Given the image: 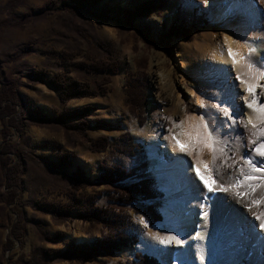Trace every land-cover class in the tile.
I'll return each instance as SVG.
<instances>
[{
  "label": "rangeland",
  "instance_id": "1",
  "mask_svg": "<svg viewBox=\"0 0 264 264\" xmlns=\"http://www.w3.org/2000/svg\"><path fill=\"white\" fill-rule=\"evenodd\" d=\"M144 1L103 0L97 8L131 10ZM214 1L209 4L208 0H164L161 9L137 19L132 27H116L112 21L102 22L88 13L67 9V0H0V81L11 83L13 100L17 104L7 106L0 103V116H3L0 120V153L5 151L0 156V162L5 163L10 184L9 188L2 185L3 175L0 180V264H127L133 261L136 254L153 257L161 264L159 260L164 254V245L153 241L149 234L164 235L174 226L162 219L160 207L163 195L149 172L144 141L133 135L128 124L133 122L136 131L142 132L151 102L157 100L160 107L171 106L177 95L184 99L186 113H190L192 105L185 101V90L193 91L199 100L215 102L206 100L211 95L207 87L212 85L201 73L203 61L209 58L211 45L218 42L216 46H220L223 30L239 35L244 22L248 24L251 19L240 16L239 22L233 23L231 13L226 20H212L207 16L210 13L199 12L197 6L204 3L209 5L211 12ZM228 2L223 0V6L218 9L222 11ZM261 8H264V2ZM165 12L167 15L162 17ZM90 13L93 14L92 11ZM153 18L161 19L159 25L152 22ZM175 21L189 32L188 39L165 36ZM261 39L264 41V35ZM99 44L105 52L98 47ZM199 44L205 46V50L198 48ZM219 48L224 49L223 46ZM152 58L162 62L165 73L170 75L174 92L171 100L150 71ZM104 61L115 65V74L91 70L93 62ZM58 77L77 80L83 87L107 78L109 82L101 85L104 91L101 95L70 99L61 105L59 93L51 86V81ZM134 81L143 84L144 94L140 103L138 98L136 101L137 107L141 105V111L135 108V113H132L127 83ZM153 92L158 94H151ZM261 100L264 101L263 98ZM86 107L91 110L84 120L87 123L85 136L92 141L106 139L109 147L102 153L91 152L90 144L77 133L29 123L30 112L35 109L49 117L61 109L71 112ZM202 112V109H196L198 117ZM7 113L10 115L5 116ZM78 119H70L66 123L75 124ZM97 122L102 125L96 127ZM3 135H6L4 143H9V146H3ZM122 136H127L137 147L134 157L120 158L115 152L114 145ZM62 152L74 156L71 162L73 169H80L88 179L85 191L81 192L84 196L101 192L96 202L98 206L111 205L128 215L137 238L136 244L90 261H80L63 254L64 244L87 243L92 238H98L104 230L100 225L91 226L78 219L74 212L56 220L51 217L53 213L48 212L68 202L72 184L67 177L72 169L64 176L47 168L40 158L54 161ZM143 162L148 167L147 174L159 198L152 202L138 201L125 207L108 202V197L102 192L113 187L95 182L99 173L98 164L117 163L129 170ZM129 184L132 182L125 186ZM232 193L227 192L231 201L235 199ZM219 194L220 190L214 193L215 201ZM11 196L13 204H9ZM147 205L153 206L161 218L151 227L140 224L143 217L140 208ZM59 234L62 236L59 241L52 243L50 240H55L54 236ZM9 247L12 249L9 250ZM218 250L219 245L203 264H220Z\"/></svg>",
  "mask_w": 264,
  "mask_h": 264
},
{
  "label": "bare ground",
  "instance_id": "2",
  "mask_svg": "<svg viewBox=\"0 0 264 264\" xmlns=\"http://www.w3.org/2000/svg\"><path fill=\"white\" fill-rule=\"evenodd\" d=\"M229 2L228 5L224 6L222 11L218 8L226 3H223V0H215L213 2L214 9L211 12L207 3L199 4L197 7L201 13H210V15L207 16L212 20H226L229 9L232 5L241 2V0H229ZM242 2L245 5V11L241 16H244L245 19L250 18L251 21H249L248 24L244 22L243 31L239 35H244L246 38L250 39L252 41L251 46L258 50L254 55H259V52L264 50V41L261 39L264 35V21L259 19L260 16H264V8L260 10V6L263 2L262 0H255V3H253V0H242ZM224 10L225 13H223ZM166 15L165 12L162 17ZM160 21V18L152 19V22L156 25H159ZM225 34H231V32H226L225 30L221 32L219 40L220 46H216L218 42L211 45V54L209 58L203 61L201 73L203 77L206 78V81L210 82L212 85V87H207L210 94L215 93L219 95L218 77L220 69L212 67L214 63L219 64L223 62L224 68H227L228 71L231 72L233 80H235L237 72L242 74L247 72L246 67L240 64L233 68L228 62L227 54L223 50H220L219 47H224L223 36ZM232 39H235V37L232 36ZM231 46L234 49L239 48L241 53L247 55V45L232 44ZM197 47L205 50V46L201 44ZM185 50L186 49H183V51ZM150 71L155 79L159 81L165 94L171 100L172 97H174V92L171 87L170 75L165 73L163 63L153 58L150 59ZM260 84L264 85V80L260 81ZM242 88L243 86L240 85L239 82H236L235 92L239 93L235 98V105L238 106L236 109L237 124L234 126L235 131L229 134L231 139L228 140V152L234 159L243 156L249 151L247 141L249 135L254 130L247 126L248 119H253L258 127H264V125H259L258 121L255 120V114L244 107V101L240 98L244 96ZM184 93L186 96L185 101L192 105L190 113H186L184 99L182 100L177 95V98L171 106L160 107L156 103L157 100L151 102L147 108V120L142 132L138 133L136 131L133 122L129 121L128 124V128L133 135L138 140L144 141L149 159V172L158 190L163 195L160 207L162 219L165 223H170L174 226V229L165 232L164 235L169 232L173 235L178 233L179 236L186 241L182 248H177L174 245H164V254L161 255L159 262L161 264L201 262L200 258L203 257L204 263L207 257L213 253L215 247L219 245L217 257L220 264H264V232H261L258 227L255 230L251 228L252 224H258L252 214L264 212V204L245 209L243 207L245 201L240 200L236 202L234 199L232 201V208L235 211L230 217H225L219 209L221 203L220 198L228 197L230 199L231 196L220 191L216 201L214 200V193L207 194L212 198L207 200L204 207V211L209 213L206 219H202L198 207L189 208L186 206L191 203V195L186 191L184 185V162L188 164L192 163L196 158L195 153H193V156L189 157L185 154L174 152L169 145V141L165 140V136L168 135V129L171 128L169 120L166 119L167 117H171L176 122H179L186 116L189 117L190 121H196L198 119L196 109L199 108L197 102L199 98L191 90H185ZM151 94L157 95L158 92H153ZM257 94L260 102H264L261 100V98L264 99V88H258ZM248 99H250V97H248ZM206 103L211 107L215 102L207 101ZM173 131L177 130L173 129ZM173 157H182L183 159L176 160L172 159ZM203 159L208 160V155L205 154ZM254 160L257 166H259L261 158L254 157ZM237 164L243 167L245 172L248 171L242 159H238ZM214 167L217 169V179L225 186L231 183L237 175L235 171H232L231 176L222 175V173L232 168L231 161H229L227 169L220 165L219 160H217ZM161 177L163 178V183H161ZM196 183L198 184L199 181H196ZM162 188H167L168 192L165 193L162 191ZM198 198L204 199L203 196H199ZM241 226H243L242 232ZM152 234L153 233L149 234L150 238ZM158 235H160V233ZM241 243H243V247H241Z\"/></svg>",
  "mask_w": 264,
  "mask_h": 264
},
{
  "label": "trees",
  "instance_id": "3",
  "mask_svg": "<svg viewBox=\"0 0 264 264\" xmlns=\"http://www.w3.org/2000/svg\"><path fill=\"white\" fill-rule=\"evenodd\" d=\"M103 0H67V9L84 12L90 14L97 20L102 22L112 21L115 23L116 27H132L133 23L142 17H147L151 12L161 9L164 5V0H146L139 5L135 6L131 10H102L97 7ZM93 12V14L90 13ZM204 24V22H203ZM183 29V30H182ZM147 31V29H146ZM165 36H172L175 39L183 38L188 39L189 32L185 27H180L175 21ZM169 37V38H170ZM101 50L104 47L99 44L98 46ZM165 47V45H164ZM166 48V47H165ZM91 70L93 72H108L111 74L116 73V67L113 63L109 62H93L91 65ZM109 82V78L100 81L99 83L94 82L93 84H88V87H83L77 80H69L66 77L54 78L51 81L52 88L59 93V100L61 105L70 99L79 98H90L94 97L96 94H103L101 85H106ZM92 87V90L89 88ZM0 103L7 106L14 105L15 99L12 94V85L4 84L0 81ZM127 92L129 95L130 105H132V113H135V109L139 112L141 111V105L137 107V98L139 103L141 102L142 95L144 94L143 84H138L137 82L127 83ZM20 102V101H19ZM21 105V103H19ZM17 105V104H15ZM22 109V107H21ZM90 107L83 109H78L75 111H66L61 109V111L56 112L49 117L44 115L42 111L35 109L30 112V122L32 125L37 126H49L57 129H62L65 132L72 131L79 134L83 139H85L90 144V151L93 153H102L108 147L106 139L99 138L95 141L88 140L85 136L84 131L86 130L87 123L84 121L87 117ZM138 112V113H139ZM7 113L5 116H9ZM79 118L75 124H67L66 122L70 119ZM3 116H0V120ZM17 120V119H16ZM96 127L102 125L101 123H95ZM7 133H10L7 129ZM3 135V146L10 145L9 143H4ZM118 144L114 145L115 152L119 154L120 158L128 159L134 157V149L137 147L133 146L131 140L127 136H122L118 140ZM3 149V148H2ZM142 153V152H141ZM5 154L2 150L0 156ZM74 156L68 152H62L55 157L54 161H49L45 158H40L43 164L55 172H59L64 176H67V171H71L70 175L67 177L70 184H72V190L69 192V200L67 203L51 208L48 212L53 213L51 217L53 219H60L62 217H68L74 212V215L82 221L89 223V225H100L104 230L98 238H92L87 243L73 244L66 243L63 254L67 257H74L80 261H90L92 258L102 255H111L114 252L119 251L129 245H134L137 242L136 235L134 234V228L132 222L128 215L122 209H116L111 205H101L96 204L97 198L100 197L101 192L95 193L93 196H84L81 192L85 191V186L88 185V179L84 176L80 169H73L72 159ZM3 161V158L1 157ZM99 173L95 179L97 183H103L108 186H112L113 189L103 191L108 198V202L115 204L117 206L125 207L132 204H136L138 201L152 202L159 198V194L153 187V181L148 173V167L146 163H140L137 166L132 167L129 170L124 169L121 165L117 163H101L98 164ZM0 180L3 177V186L9 188V178H7L5 163L0 162ZM125 186L127 183H131ZM16 185V184H15ZM82 195H79V194ZM84 193V192H83ZM13 197H10L9 204H13ZM53 209V210H52ZM52 211V212H51ZM140 212L146 221H149L148 227L160 222L161 218L154 210L151 205L142 206ZM62 236H54L55 240H50L52 243L58 242ZM9 250L12 247L8 248ZM127 264H159L156 259L146 255L136 254L132 262H127Z\"/></svg>",
  "mask_w": 264,
  "mask_h": 264
},
{
  "label": "snow or ice",
  "instance_id": "4",
  "mask_svg": "<svg viewBox=\"0 0 264 264\" xmlns=\"http://www.w3.org/2000/svg\"><path fill=\"white\" fill-rule=\"evenodd\" d=\"M209 4L211 0H208ZM264 2V0H262ZM255 3V0H253ZM245 5L242 0L239 3L232 5L229 9L231 20L233 23L239 22V17L244 13ZM264 21V16L259 17ZM228 32V29H225ZM235 35L236 38L232 39ZM224 49L227 54L228 62L235 68L238 64L246 67L245 74L237 72L235 80L232 79L231 72L224 68L223 62L213 64L212 67L220 69L218 77V92L219 95L213 93L206 97V100L215 101L209 107L205 100H198L199 108L203 110L196 121H190L189 117H185L179 122L174 121L171 117H167L171 124L168 129V135L165 140L169 141V145L174 152L185 154L189 157L195 153V159L192 163L184 162V185L186 191L191 195V203L186 205L189 208H199V214L202 219H206L209 215L204 211L205 204L208 199V193H215L217 190L222 192L232 191L236 202L245 201L243 207L250 209L254 206L264 204V127H258L253 119H248L247 126L254 131L249 135L248 145L249 151L241 157L233 158L228 152V140L231 139L230 133L235 131L237 121V105L235 98L239 93L235 92L236 82L243 86L242 91L244 96L240 97L244 101V107L248 108L255 114V120L259 125H264V102H260L257 89L264 88L260 84L264 80V50L259 52V55H254L258 50L251 46L252 41L244 35L236 33L225 34L223 36ZM232 44L247 45V55L240 52L239 48H233ZM247 77V78H246ZM203 95V93H202ZM250 97V99H248ZM176 129L177 131H173ZM207 154L209 159L204 160L203 156ZM254 157H260L261 163L259 166L255 163ZM172 159L182 160V157H173ZM242 159L243 164L247 166L248 171L245 172L243 167L238 166L237 160ZM220 161V165L228 168L231 161L232 168L222 173V175L231 176L232 171L237 175L233 181L226 186L217 179V169L214 167ZM161 183L163 178L161 177ZM196 181H199L197 184ZM165 193L167 188H162ZM203 196L204 199H199ZM219 205L220 211L225 217H230L234 213L232 201L228 197H221ZM258 224H252V230L257 227L261 232H264V212L252 214ZM150 222L144 217L140 218V224L147 227ZM243 226H241V232ZM153 241L161 245L175 246L182 248L186 241L179 234L151 235ZM243 247V243H241ZM203 264V257L200 258Z\"/></svg>",
  "mask_w": 264,
  "mask_h": 264
}]
</instances>
